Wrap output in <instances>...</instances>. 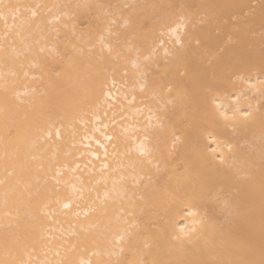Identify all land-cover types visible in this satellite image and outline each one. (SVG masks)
Masks as SVG:
<instances>
[{"label": "bare ground", "instance_id": "1", "mask_svg": "<svg viewBox=\"0 0 264 264\" xmlns=\"http://www.w3.org/2000/svg\"><path fill=\"white\" fill-rule=\"evenodd\" d=\"M262 258L261 0H2L0 264Z\"/></svg>", "mask_w": 264, "mask_h": 264}, {"label": "rangeland", "instance_id": "2", "mask_svg": "<svg viewBox=\"0 0 264 264\" xmlns=\"http://www.w3.org/2000/svg\"><path fill=\"white\" fill-rule=\"evenodd\" d=\"M122 9H124V10L129 9V5H124L122 7ZM91 22H92V18L91 17L86 18L84 21H81V24L79 26L80 29H82V30L85 29L89 25V23H91ZM112 24H113L112 27L113 26L115 27V23H112ZM162 37H163L162 38V45H160L159 47H162L163 45H166V44L168 45V42H169V38H168L167 35L166 36H162ZM53 39H61V33L59 32V30H57V29L54 30ZM166 57L170 58V55H167ZM44 64L47 66L48 69H55L56 68V66L52 65L51 59H50V57H48V55L45 56V58H44ZM144 68L145 69H151V70H156L157 69V68L151 67V66H149L147 64L145 65ZM142 101L144 102L145 100H141V103H142Z\"/></svg>", "mask_w": 264, "mask_h": 264}, {"label": "snow or ice", "instance_id": "3", "mask_svg": "<svg viewBox=\"0 0 264 264\" xmlns=\"http://www.w3.org/2000/svg\"><path fill=\"white\" fill-rule=\"evenodd\" d=\"M261 2H262V4H264V0H261ZM0 4H2V0H0ZM5 7H7V6H5ZM109 51H111V49H109ZM229 98H232V99H235V100H239L240 99V96H230ZM237 110H239L238 108H237ZM227 112H225L224 113V115L225 116H227ZM245 115H247V113H245ZM208 139H213V137H212V135H211V133H209V135H208V137H207ZM209 151H215V149H213L212 147H211V145H209ZM211 159L212 160H216V159H223V157H217V156H212L211 157ZM65 207H68V205L66 204L65 205ZM189 214L191 215V214H193V213H191V212H189ZM177 239H181V237H177ZM180 264H192V262H180ZM245 264H257V262H255V261H248V262H245ZM258 264H264V258H262L259 262H258Z\"/></svg>", "mask_w": 264, "mask_h": 264}]
</instances>
